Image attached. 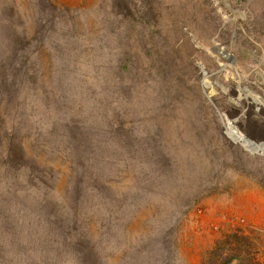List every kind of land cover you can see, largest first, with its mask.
<instances>
[{"label": "rangeland", "instance_id": "1", "mask_svg": "<svg viewBox=\"0 0 264 264\" xmlns=\"http://www.w3.org/2000/svg\"><path fill=\"white\" fill-rule=\"evenodd\" d=\"M230 4L0 0V150L37 166L0 170V264H203L234 231L264 264V0Z\"/></svg>", "mask_w": 264, "mask_h": 264}, {"label": "trees", "instance_id": "2", "mask_svg": "<svg viewBox=\"0 0 264 264\" xmlns=\"http://www.w3.org/2000/svg\"><path fill=\"white\" fill-rule=\"evenodd\" d=\"M4 62H0V95L8 91V87L14 85L13 76H10L8 69L5 68ZM3 88V89H2ZM6 138L0 137V144H4ZM17 149L8 147L5 151V146L0 150V159L2 163L0 170L10 168L16 172L22 170L37 169L36 164H27V159L24 158L23 144H16ZM3 156V157H2ZM4 175V174H3ZM21 173L14 175L15 178L20 177ZM9 175L4 176L8 178ZM10 186V185H9ZM11 189H8V192ZM256 239L251 235L240 231H234L224 235L217 240L215 245L208 250L203 256V264H260L259 251Z\"/></svg>", "mask_w": 264, "mask_h": 264}, {"label": "bare ground", "instance_id": "3", "mask_svg": "<svg viewBox=\"0 0 264 264\" xmlns=\"http://www.w3.org/2000/svg\"><path fill=\"white\" fill-rule=\"evenodd\" d=\"M222 1H223V3H224L226 6H228L229 8H231V10H232V12H234V14H236L237 10L234 9V8H232V6H231V4H230V0H222ZM225 55H226L227 57H231V54H230L229 52H228V53L225 52ZM263 63H264V61H263ZM207 86H208V87H211V84H210V83H207ZM245 89H246V91H247V95H246V97H247L248 102H249L250 105L255 104V103H258V102L261 101L260 97H259L254 91L249 90V89H247V88H245Z\"/></svg>", "mask_w": 264, "mask_h": 264}, {"label": "water", "instance_id": "4", "mask_svg": "<svg viewBox=\"0 0 264 264\" xmlns=\"http://www.w3.org/2000/svg\"><path fill=\"white\" fill-rule=\"evenodd\" d=\"M230 9H231V8H230ZM243 88H247V87L244 86ZM247 89H248V88H247Z\"/></svg>", "mask_w": 264, "mask_h": 264}]
</instances>
